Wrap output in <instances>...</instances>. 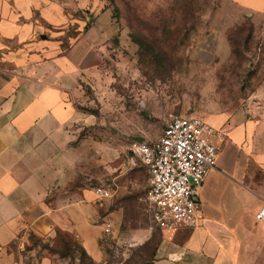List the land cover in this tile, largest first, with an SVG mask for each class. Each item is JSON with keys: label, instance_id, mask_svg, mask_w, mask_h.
I'll return each mask as SVG.
<instances>
[{"label": "crops", "instance_id": "crops-1", "mask_svg": "<svg viewBox=\"0 0 264 264\" xmlns=\"http://www.w3.org/2000/svg\"><path fill=\"white\" fill-rule=\"evenodd\" d=\"M89 4L0 0V264H29L23 252L32 236L50 240L58 231L102 257L93 203L111 199L79 183L93 161L79 151L78 133L90 122L80 105L106 73L118 30L100 1ZM204 119L223 137L217 166L198 189L199 221L162 230L152 264H264V223L255 219L264 201V110ZM43 252L37 264H52L57 254Z\"/></svg>", "mask_w": 264, "mask_h": 264}, {"label": "rangeland", "instance_id": "rangeland-1", "mask_svg": "<svg viewBox=\"0 0 264 264\" xmlns=\"http://www.w3.org/2000/svg\"><path fill=\"white\" fill-rule=\"evenodd\" d=\"M95 1L111 11L118 30L106 73L80 105L90 122L78 133L79 151L86 149L93 161L85 174L79 170V183L92 190L104 184L114 195L93 203L102 257L94 260L76 236L65 233L62 244L56 237L32 238L25 263L40 262L49 246L60 253L50 256L52 264H152L163 232L149 212L146 171L126 159L133 139L157 141L177 116L264 110L260 2L92 0L84 9L92 10ZM85 138L94 144L81 145ZM107 224L111 233L105 232Z\"/></svg>", "mask_w": 264, "mask_h": 264}, {"label": "built area", "instance_id": "built-area-1", "mask_svg": "<svg viewBox=\"0 0 264 264\" xmlns=\"http://www.w3.org/2000/svg\"><path fill=\"white\" fill-rule=\"evenodd\" d=\"M223 134L204 118L177 116L168 122L163 135L152 143L132 141L127 162L132 168H145L149 189L147 203L155 224L161 230L192 227L199 221L198 189L209 172L217 166ZM99 199H112L111 189H95ZM258 223H264V201L256 213ZM111 233L110 225H105ZM183 253L169 259L180 261Z\"/></svg>", "mask_w": 264, "mask_h": 264}, {"label": "trees", "instance_id": "trees-1", "mask_svg": "<svg viewBox=\"0 0 264 264\" xmlns=\"http://www.w3.org/2000/svg\"><path fill=\"white\" fill-rule=\"evenodd\" d=\"M61 234H65V232H63V231H58L57 232V235H56V238L57 239H59V244L61 243H63V241H62V239H63V237H62V235ZM32 238H35V236H32ZM43 250H50V252H52V253H55V254H60L59 252H55V251H53L49 246H45L44 248H43ZM85 251V250H84Z\"/></svg>", "mask_w": 264, "mask_h": 264}, {"label": "water", "instance_id": "water-1", "mask_svg": "<svg viewBox=\"0 0 264 264\" xmlns=\"http://www.w3.org/2000/svg\"><path fill=\"white\" fill-rule=\"evenodd\" d=\"M133 141H136V142L142 143V142L145 141V138H144V137H136V138H134Z\"/></svg>", "mask_w": 264, "mask_h": 264}]
</instances>
